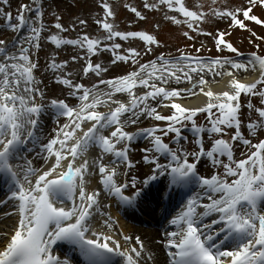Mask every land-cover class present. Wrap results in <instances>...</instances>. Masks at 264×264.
<instances>
[{
	"label": "snow or ice",
	"instance_id": "snow-or-ice-1",
	"mask_svg": "<svg viewBox=\"0 0 264 264\" xmlns=\"http://www.w3.org/2000/svg\"><path fill=\"white\" fill-rule=\"evenodd\" d=\"M95 3L101 10L94 21L103 30L99 35L82 30L86 17L74 18L67 27L60 15L51 22L56 31L44 39L80 51L59 62L48 60L45 70H55L52 78L67 92L45 104L46 86L42 88V79L35 75L39 64L33 56L41 47L50 10L43 0H30L19 4L13 16L4 8L10 7L9 0H0L4 30L19 33L26 28L23 36L0 38V174L9 181V215L15 216L10 228L0 230V264H71L67 256L54 254L57 241L73 245L83 264H113L114 256L123 264H147L152 253L139 235L118 230L108 198L132 204L145 197L158 178L165 180L156 193L161 202L169 189L185 190L180 209L167 219L174 230L165 229L159 241L167 264H264V211L259 207L264 200V106L254 107L248 99L264 98V54L251 51L244 62L221 54L240 55L227 38L233 29L264 41V35L250 27L264 26V15L254 11L258 7L264 14V0H210L206 8L200 0L192 5L187 0H141L139 7L128 0L123 5L133 14L128 25L146 21L147 12L154 10L171 24L184 26L187 40L195 41L191 32L210 38L215 56L200 54L206 41L194 52L186 51L191 45H182L175 56L166 55L158 51L163 46L159 22H153L151 30H121L110 0ZM218 20L228 22L224 29L203 27ZM68 29L77 30L75 38L60 35ZM103 52L110 58L93 61V55ZM145 55L151 59H143ZM70 61L78 65L75 75ZM121 67L119 74L108 75ZM225 77L221 89L210 86ZM83 78H90L89 83ZM198 95L206 100L184 103ZM48 109L65 119H57L53 134L40 142L39 117ZM197 114L206 115V122L197 123ZM145 118L157 123L126 130ZM185 128L191 139L184 135ZM138 137L145 146L136 160L130 149ZM250 137H256L255 142ZM29 143H38L39 152L28 149ZM241 145L249 151L236 158ZM22 147L33 159L20 157ZM21 159L23 164L18 163ZM202 160L209 165L203 173ZM141 167L143 178L134 174L129 180L128 173Z\"/></svg>",
	"mask_w": 264,
	"mask_h": 264
},
{
	"label": "rangeland",
	"instance_id": "rangeland-1",
	"mask_svg": "<svg viewBox=\"0 0 264 264\" xmlns=\"http://www.w3.org/2000/svg\"><path fill=\"white\" fill-rule=\"evenodd\" d=\"M110 2L113 4L114 10L116 11V19L119 21V28L121 30L132 28H144L146 30H151V24L153 22H159V30L157 31L158 38L163 41V46L158 49V51H163L166 55L172 54L175 56L176 49L181 48L182 45H191V47L187 48L186 51L194 52L195 48L200 45L201 41L207 42V47L201 48V55H208V56H215L218 53L216 52V49L212 46V41L207 36H197L196 33L191 32L190 34L196 37L195 41L187 40L183 35L182 31L184 30V26H176L171 24L169 21H166L163 18L162 14L156 13L154 10L148 11L147 16L148 19L146 21H140L137 20V22L133 25H128L127 20L130 18H133V14L125 9L123 5L128 2V0H110ZM195 2V0H187V3L189 5H192ZM200 2L204 5L206 8L210 0H200ZM218 3H235L240 4L242 0H217ZM21 3H30V0H9L10 7L8 5H4L5 11H11L12 15L15 16L18 10V6ZM44 7L48 8L50 11L45 13V24L47 25V28L44 33H42L41 39L39 41L41 47L37 50H35V54L33 56L34 59L38 61L39 67L37 69H34L35 75L38 79H42L43 84L40 85L42 88L46 86V96L45 99L41 102L47 104V101L51 98H64L66 96L67 89L56 83L54 79L52 78L55 75V70L48 69L45 70V65L47 64L49 59H55L57 62L61 59H68V57L72 54L77 53L80 51L78 48L72 46V45H64L57 47L54 45L51 41H47L44 39L46 35L51 34L52 32H55L52 25V20L54 19L55 15L61 16V23H63L66 27L69 23L73 22L74 18L80 17V18H87V25L83 27V31H88L91 34L99 35L100 32L103 30L98 28V25L95 24V19L97 18V14L101 11L99 7L96 5L95 0H43ZM131 3L138 6L141 3V0H131ZM167 11V10H165ZM255 13L258 15H264L261 13L260 8L254 9ZM227 21L218 20L215 22H208L203 25V27L212 30V28L219 27L220 29H224ZM250 27L254 29L257 34L264 35V26L256 25L255 23H250ZM6 29L5 24L2 22V19H0V30ZM26 32V29L19 32L14 33L11 30H4L0 32V38L7 37V38H13L18 36H23ZM78 34L77 30L75 29H68L67 31L60 33L62 36H66L69 39H73ZM233 45L239 50L240 55L237 56L236 54H233L229 51H225L221 53L222 55H228L233 57L234 59H238L242 62L247 61L249 59L248 53L251 51H258L260 54L264 53V41H258L252 38L248 31L246 30H240V29H233L231 31V34L227 37ZM251 40V43L249 42ZM142 46V42H140ZM259 45V48L256 47V45ZM53 53H58V55H53ZM93 61L99 59L101 62L104 60H107L110 58L109 52H103L101 55H93L91 57ZM143 59H151V55H145ZM80 63H83V60L80 61ZM69 68L72 70L73 75L76 74V71L78 70V65L75 62L69 63ZM67 70V69H66ZM123 67L120 69H113L112 72H109L108 75L112 74H119V72L123 71ZM90 78H83L82 82L87 84L89 83ZM94 82V80L92 81ZM39 97H37V100L39 101ZM241 103L245 104V96L242 94L240 97ZM248 99L251 100L254 107L256 106H262L260 104V99H262L259 96L255 97H248ZM69 103H75L74 99H70L68 101ZM161 110V109H158ZM163 112L166 113L167 109H163ZM242 112L245 117L249 115V109L247 107L242 109ZM252 118H256L257 114L253 110L251 112ZM145 121L140 122L138 127H142L147 125L148 123H157L156 121L152 120L151 118L143 119ZM63 119H60V122L63 123ZM206 122V118H203L201 122ZM58 126V125H57ZM56 126V127H57ZM136 125H130L131 130H134ZM186 129V128H185ZM184 132V135H187L189 139H191V135L189 136V133ZM245 135L247 136V129H243ZM53 134L52 132L50 135ZM261 135H264V132L261 133ZM253 142H255L256 137H250ZM210 146V144L206 145ZM249 149L244 146H240L238 150L234 152V155L236 158H242V153L247 154ZM135 159H139L140 157L138 155H134ZM199 166L202 169H207L209 167L208 163L205 162V160H202L199 164ZM137 174L142 173L144 170L141 168L135 169ZM125 232L131 234L128 230H124Z\"/></svg>",
	"mask_w": 264,
	"mask_h": 264
},
{
	"label": "bare ground",
	"instance_id": "bare-ground-1",
	"mask_svg": "<svg viewBox=\"0 0 264 264\" xmlns=\"http://www.w3.org/2000/svg\"><path fill=\"white\" fill-rule=\"evenodd\" d=\"M241 78L251 79L252 76L251 75L250 76H243L242 75ZM226 79H227V77H225L223 80H221V82L219 84H211L210 86L214 90H219V89H221L223 87V83H224V81ZM205 100H206L205 97H203L202 95H198L196 97H188V98H186L184 103H187V104H190V105H198V104L202 103ZM101 110H103V108H101ZM40 117H41V115H40ZM50 127H52V125ZM47 129H49V127ZM9 213H11V204H10V202L8 204L4 205L2 210H0V230L6 231L8 228H10L12 226L13 221L15 219V216L14 215H9ZM134 232H136L142 239H144L147 242V245L149 244V247H150L149 251L151 249L153 252H155L156 256L159 257L158 258V262L161 263V264H164L163 263L164 254L158 248V245L154 242V236H157L158 233L156 231H152V230H149V229H146V228H143V227L142 228L141 227H136L134 229Z\"/></svg>",
	"mask_w": 264,
	"mask_h": 264
}]
</instances>
